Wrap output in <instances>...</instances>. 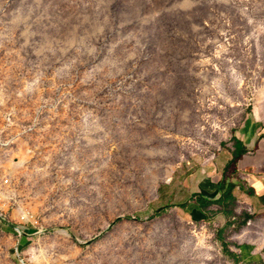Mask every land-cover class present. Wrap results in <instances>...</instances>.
<instances>
[{
  "label": "rangeland",
  "instance_id": "obj_1",
  "mask_svg": "<svg viewBox=\"0 0 264 264\" xmlns=\"http://www.w3.org/2000/svg\"><path fill=\"white\" fill-rule=\"evenodd\" d=\"M248 118L264 0H0V264H264Z\"/></svg>",
  "mask_w": 264,
  "mask_h": 264
},
{
  "label": "crops",
  "instance_id": "obj_2",
  "mask_svg": "<svg viewBox=\"0 0 264 264\" xmlns=\"http://www.w3.org/2000/svg\"><path fill=\"white\" fill-rule=\"evenodd\" d=\"M257 120L252 118H248L245 124V129H247L249 131V135H252L254 138V142H251L250 144H244L241 140H237L238 142V147L240 149H243L244 151H246V154L241 158V160L238 162L237 164V172L236 174H238L239 172H244L245 170L249 171L250 175H258V176H262L264 178V126L263 125H259L257 124ZM245 130V133H247L248 131ZM249 145H252V147H254V150L252 153H250L246 148ZM237 148V147H236ZM236 148H235V153H236ZM235 153L233 154L232 158L226 163L224 169L227 167V165L229 164V162H231V160L233 159ZM236 177H234L235 180ZM234 180H232V183L235 185V189L240 188V181L239 183H234ZM264 180H261L260 182L256 181L255 182V186L254 187H258V185H260V187H258L259 189V194L260 197H258L257 199H259V201L261 203L264 204ZM220 186H221V182H219V188L218 191L216 193H211L212 195H205V194H200L198 195V198H194L195 200H193L190 204V202L181 205L180 209L182 206H186V208L184 209V211H187L190 207H194L196 208L197 211L190 213L191 217L193 218V220H197L196 216L199 215V217L201 219H209L210 215L212 214L210 212V208L212 205L217 204V202L222 201L223 199V195L224 192H222L220 190ZM253 187V186H252ZM255 189V188H253ZM234 190L233 193L234 194ZM250 193H253L252 190ZM234 196V195H233ZM204 201L210 202L211 204H209L208 207H206L204 210L200 208V204L203 203ZM229 204V203H228ZM228 204H217L220 206H224V205H228ZM183 210V209H182ZM223 248H225V244L223 241H221ZM264 246V245H263ZM227 255H229V257L231 258H236V255H234L233 253H231V251H227Z\"/></svg>",
  "mask_w": 264,
  "mask_h": 264
},
{
  "label": "trees",
  "instance_id": "obj_3",
  "mask_svg": "<svg viewBox=\"0 0 264 264\" xmlns=\"http://www.w3.org/2000/svg\"><path fill=\"white\" fill-rule=\"evenodd\" d=\"M237 145L238 142L236 141ZM236 153L233 157V159L231 160V162H229V164L227 165V167L225 168V172H224V177L223 180L221 181V186H220V190L222 192H224L223 195V199L222 201L217 202V204H230V202H232L234 199L232 197V193L233 190L235 188V185L232 183V180H234V175L237 172V164L238 162L241 160V158L246 154V151H244L243 149H240L238 146L236 148ZM236 180V178H235ZM209 204H211L210 202L204 201L203 203H201L199 206L201 209H205L206 207L209 206ZM229 206V205H227ZM186 206H182L181 209H185ZM119 222V221H117Z\"/></svg>",
  "mask_w": 264,
  "mask_h": 264
}]
</instances>
